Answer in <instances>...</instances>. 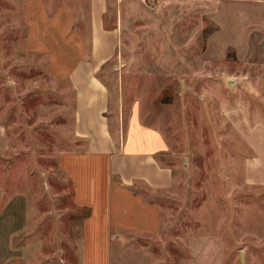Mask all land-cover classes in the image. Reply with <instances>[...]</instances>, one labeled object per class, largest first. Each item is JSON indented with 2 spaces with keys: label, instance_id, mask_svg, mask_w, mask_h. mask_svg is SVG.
Wrapping results in <instances>:
<instances>
[{
  "label": "rangeland",
  "instance_id": "374dc122",
  "mask_svg": "<svg viewBox=\"0 0 264 264\" xmlns=\"http://www.w3.org/2000/svg\"><path fill=\"white\" fill-rule=\"evenodd\" d=\"M218 3H109L107 26L122 35L119 55L101 74L113 94L114 133L121 138L139 102L144 121L170 143L175 184L157 198L159 233L125 235L127 249L144 248L152 264H264V186L247 184L252 152L226 113L239 106L252 121L264 119V36L253 33L251 50L229 46L207 64L210 36L220 29ZM226 25L213 49L229 37L222 34ZM64 57L68 68L78 58ZM50 66L49 58L28 51L23 1L0 0V124L9 148L0 151V256L10 247L26 253L7 264H80L81 218L88 212L74 207L72 182L60 165L61 153L81 150L72 130L74 95ZM245 113L237 119L244 126ZM14 220L26 229L10 241Z\"/></svg>",
  "mask_w": 264,
  "mask_h": 264
},
{
  "label": "crops",
  "instance_id": "0c3cea01",
  "mask_svg": "<svg viewBox=\"0 0 264 264\" xmlns=\"http://www.w3.org/2000/svg\"><path fill=\"white\" fill-rule=\"evenodd\" d=\"M22 1L28 51L49 58L52 72L69 82L74 95L72 130L81 150L61 153L60 165L72 182L74 207L88 212L81 218L80 264H152L144 248L127 249L125 235L159 233L162 210L157 198L169 194L175 184L168 164L170 143L159 128L144 121L139 102L121 138L114 133L113 94L101 77L119 55L122 42L120 29L106 23L110 0ZM216 21L220 29L210 36L207 64L221 60L229 46L237 52L251 50L253 33L264 36V0H219ZM226 24L229 31L226 28L222 34L229 37L213 49L217 43L213 38ZM70 52L78 58L68 68L64 55ZM226 111L236 128L245 131L252 152L247 159V184L264 186V119L252 121L251 114L239 106ZM241 113L247 117L246 126L237 120ZM3 141L7 140L0 124L1 152L9 149ZM25 227L11 221L10 241ZM25 258L23 248L10 247L6 256H0V264Z\"/></svg>",
  "mask_w": 264,
  "mask_h": 264
},
{
  "label": "trees",
  "instance_id": "16d2710c",
  "mask_svg": "<svg viewBox=\"0 0 264 264\" xmlns=\"http://www.w3.org/2000/svg\"><path fill=\"white\" fill-rule=\"evenodd\" d=\"M87 215L83 216V217H86Z\"/></svg>",
  "mask_w": 264,
  "mask_h": 264
}]
</instances>
